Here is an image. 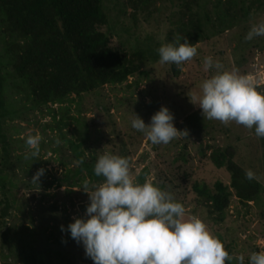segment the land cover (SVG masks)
Wrapping results in <instances>:
<instances>
[{
	"label": "trees",
	"instance_id": "trees-1",
	"mask_svg": "<svg viewBox=\"0 0 264 264\" xmlns=\"http://www.w3.org/2000/svg\"><path fill=\"white\" fill-rule=\"evenodd\" d=\"M117 1L115 0L114 5ZM169 1L178 10L167 17L170 24L166 34L167 44H175L177 38L180 43L186 39L197 49L199 44L218 42L226 33L236 30L238 47L230 56L234 60L233 64L238 63L239 59L245 57L246 51L254 47L251 41L244 39L245 32L253 21L264 17V0ZM158 2L159 0H126L119 14L125 15L130 11L134 17L138 14L150 17L158 11ZM109 11L105 0H0V231L11 230L6 221L12 217L13 207L10 198L15 197L18 188L16 168L22 169L21 174L24 175L25 169L29 172L37 166L43 168L45 166L39 156L40 149L38 155H29L27 159L25 156H14L17 148L14 144L11 146L14 143L13 137L4 130L7 118L18 116L17 110L12 109L11 101H16L17 104L27 99L31 102L32 109L42 110L49 106L66 108L65 113H61V119L58 118L60 116L58 112H53L55 127L51 130H57L62 135L73 160L77 163L74 169H68V164L62 162L65 172L59 180L61 183L59 185H65L67 191L82 186L84 179L89 181V185L103 181V177H97L93 173L98 156L104 153L99 151L101 153L99 154L96 147L93 148L91 144V135L98 127L106 125L112 127L111 131L113 129L112 132L116 133L118 144H113L107 134L101 136L100 142L105 145L107 149L105 152L127 158L129 171L131 170L133 159L130 143L119 134L120 130L116 128L107 104L103 102L98 104L97 109L101 112L100 121L89 120L81 115L72 117L70 120L77 124L78 133H75L72 139L66 138V134H63L68 126L67 115L70 113V107L76 105V99L82 100L84 96L99 93L106 86L132 84L131 87L136 90L141 85L140 77L148 76L149 69L146 70L144 67L152 64L151 68L154 70L160 64L157 49L161 45L152 42L151 38L145 49L128 47L122 42L118 46L113 45L114 36L109 32L111 28ZM186 62L180 66L166 63V78L157 79L162 99L165 101L164 106L174 115V124L187 121L198 109L191 108L195 111L181 114L185 107L183 101L189 100L188 91L193 92L197 86V83L184 86L177 81L182 68L186 67ZM8 69L11 72H7ZM131 79L133 81L129 83ZM14 97H19V100H12ZM77 112L81 113V109ZM196 124L191 123L194 132L201 131L197 129ZM210 125L208 128H212ZM208 128H205L204 132ZM253 133H248L246 138L251 139L256 146L253 140L259 137ZM261 141L262 146L257 145L255 147L257 150L252 152L257 163L258 160L262 162L260 158H264V138H261ZM53 151L59 152L58 149ZM184 152L173 162L182 161L186 164L188 158ZM200 152L203 159L206 158L217 171H225L230 176L229 183L216 181L211 189L199 182L192 186L199 204L207 208L210 218L217 224L225 222L234 200H237L239 205L249 208L252 207L251 203H257L264 193V187L256 178L245 179L244 168L235 161V159L241 161L243 157L237 147L231 144L224 148L207 144L205 148L201 146ZM147 175L148 171L143 170L138 177L139 183L142 184ZM40 179L41 182L35 183L44 181L43 178ZM237 214L240 215L239 210ZM219 238L222 242V238ZM59 240L67 242V234L65 236L60 234ZM3 244L14 249L18 245L12 243L11 238L10 240L5 238ZM259 248L264 251L262 245ZM21 255L23 253L17 255V261L9 264H72L66 259L52 262L44 256H47L46 252L36 256L33 253Z\"/></svg>",
	"mask_w": 264,
	"mask_h": 264
},
{
	"label": "rangeland",
	"instance_id": "rangeland-1",
	"mask_svg": "<svg viewBox=\"0 0 264 264\" xmlns=\"http://www.w3.org/2000/svg\"><path fill=\"white\" fill-rule=\"evenodd\" d=\"M125 1L118 0L114 5L115 0H105L106 6L110 8L111 28L109 32L114 36L113 45L118 46L122 42L128 47L145 49L147 42H150L149 38L153 39L152 42L160 45L167 44L166 34L170 29L167 17L178 9L173 7L169 0H159L158 11L150 17L144 14L134 17L130 11H127V15H120L119 12L123 9L122 4ZM260 21H264V17L257 18L252 24ZM249 29L246 30L245 35ZM236 35V30L230 31L218 42L197 45L196 55L187 60L186 67L182 68L181 76L177 81L184 86L197 83L193 92L198 93L200 83L214 71L209 69L206 72L203 69L202 60L206 56H211L214 61H219L225 70H236L240 74L249 76L263 73L264 36L248 40L254 44V47L247 50L245 57L239 59L238 63L233 64L234 60L230 56L238 47ZM151 65L144 67L146 70L149 69L148 76L140 77L141 85L136 90L131 87L132 84H129V87L126 84L117 87L106 86L99 93L84 96L82 100L76 99L78 104L70 107V113L67 115L68 126L63 134H66V138H74L75 133H78L76 132L77 124L70 119L81 115L89 120H98L101 114L97 109V107L99 108L98 104L102 102L107 104L110 108L109 114L115 120L116 128L120 130L119 134L130 143L133 159L130 170L132 179L135 182H140L139 175L143 170H147L146 179L162 190L172 193L177 202L180 203L183 200L181 203L185 209L186 219L193 215L199 217L214 236L222 238L225 250L233 256V264H236L235 257L237 255H242L244 264H248L249 255L254 251H261L259 246L264 245V193L261 194L256 204L251 203L252 207L250 208L242 204L239 205V202L234 200L225 222L217 224L214 219L209 217L207 208L199 204L192 186L195 182H199L211 189L216 181L229 183V174L225 171H217L206 158L203 159L200 150L202 145L205 148L207 144H215L223 148L231 144L237 147L243 155L241 161L236 159L235 161L245 171L252 170L254 179L256 178L264 187V158L259 157L262 162L258 160L257 163L256 157L252 155V152L257 150L255 148L257 145L262 146L261 138L253 140L257 144L255 146L251 139L246 138L248 133L254 132V129L248 131V128L238 125L234 121L224 124L217 120L204 119L199 108L197 112L195 109H191L197 106L193 105L190 100L187 102L184 100L185 107L181 114L189 113L191 110L195 113L189 116L187 121H179V124H174L181 132H178L177 136L168 144H152L142 132L133 129L130 124L134 112L148 124L150 117L162 105L164 106L165 101L162 99L157 79L158 77L166 78V63H160L154 70ZM7 72H11L10 69ZM132 81L133 79L129 83ZM257 91L264 94V85ZM12 100H19V97H14ZM11 104L12 109L17 110L18 116L11 117L12 119L7 118L4 130L10 137H13L14 143L11 146L14 144L17 148V151L13 153L14 156H25L27 159L32 149L25 144V140L28 135L39 134L41 137L39 156L45 166L44 168L37 166L29 172L24 167V175L21 174L22 169L16 168L18 188L15 197L10 198L13 201H11L12 217L6 221L11 230L0 231V264L14 263L17 261V255L21 253H23L21 256L30 253L36 256L41 253L45 254V252L47 256H44L55 263L66 259L72 264H93V261L85 256L82 244H78L68 236V233L61 231L62 225L67 231L69 223L77 217L84 216L89 203L88 195L81 189L82 186L67 191L65 185H59L61 184L59 180L62 179L65 172L62 162L68 164V169H74L77 166L62 135L57 130H51L52 127H55L53 112H58L60 115L58 118L61 119V113H65L66 108L49 106L42 110L32 109L31 102L27 99L17 104L16 101H11ZM78 109H81V113L77 112ZM193 122L197 123V129L203 132H194L191 125ZM211 122L212 125H210ZM209 125L212 128H208ZM111 128L110 125L98 127V130L92 133L91 144L92 147H96L98 153L99 151L105 153L107 150L105 145L100 142L102 135L107 134L113 144H118L116 133L112 132ZM205 128L208 130L204 132ZM54 149H58L59 152H54ZM182 152L188 158V162L186 164L182 161L174 163L173 160ZM41 168L46 172L39 177L37 182H41L40 178H43L44 181L36 184L32 181V177ZM93 185L96 184H90L89 190ZM237 210L240 211V215L237 214ZM60 234L64 236L67 234L68 241L59 240ZM5 238L9 240L11 238L12 243L18 244L17 248L4 246ZM258 248L259 251H257Z\"/></svg>",
	"mask_w": 264,
	"mask_h": 264
},
{
	"label": "clouds",
	"instance_id": "clouds-1",
	"mask_svg": "<svg viewBox=\"0 0 264 264\" xmlns=\"http://www.w3.org/2000/svg\"><path fill=\"white\" fill-rule=\"evenodd\" d=\"M264 36V21L252 24L244 39ZM159 63L180 66L196 55V48L186 39L183 43H168L158 49ZM203 69L212 74L199 85V92L188 91L190 102L201 110L204 119L227 124L234 121L255 135L264 138V94L257 91L249 75L225 70L211 56L202 60ZM174 115L161 106L146 124L134 112L130 124L142 132L152 144H168L178 134ZM39 134L28 135L25 144L39 153ZM44 169L32 177L37 182ZM93 173L103 181L89 190V181H82V190L89 203L84 216L67 225V232L82 244L85 256L93 264H231L233 256L214 236L205 223L193 215L185 218L183 205L172 193L162 190L148 179L135 182L129 171L127 158L108 152L99 155ZM252 170L245 171V179L252 180ZM61 231H65L61 226ZM236 264H244L237 255ZM248 264H264V251L252 252Z\"/></svg>",
	"mask_w": 264,
	"mask_h": 264
},
{
	"label": "built area",
	"instance_id": "built-area-1",
	"mask_svg": "<svg viewBox=\"0 0 264 264\" xmlns=\"http://www.w3.org/2000/svg\"><path fill=\"white\" fill-rule=\"evenodd\" d=\"M250 77L253 79L255 87H261V86L263 87V85H264V72L258 73L255 75H251ZM263 249H264V245H263Z\"/></svg>",
	"mask_w": 264,
	"mask_h": 264
}]
</instances>
